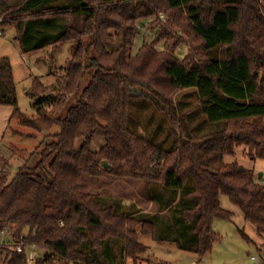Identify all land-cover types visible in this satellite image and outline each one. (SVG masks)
Segmentation results:
<instances>
[{
    "label": "trees",
    "instance_id": "1",
    "mask_svg": "<svg viewBox=\"0 0 264 264\" xmlns=\"http://www.w3.org/2000/svg\"><path fill=\"white\" fill-rule=\"evenodd\" d=\"M2 17L0 26L15 28L24 52L68 43L72 57L52 92L39 78L26 91L32 118L21 117L11 59L0 58V105L13 107L27 128H60L35 151L36 165L21 166L11 179L0 172V240L14 231L13 244L0 241V264H32L34 245L46 251L36 264H138L148 251L141 236L166 229V217L175 219L169 241L182 239L204 257L220 239L214 220L233 218L222 196L264 238V184L236 158L264 160V0H0ZM149 19L159 29L137 46ZM181 44L188 47L183 59ZM189 89L212 127L205 134L176 102ZM139 99L169 124L167 146L132 126ZM98 132L105 144L95 151ZM85 175L142 180L160 210L122 211L84 192ZM258 251L264 262V242Z\"/></svg>",
    "mask_w": 264,
    "mask_h": 264
},
{
    "label": "rangeland",
    "instance_id": "2",
    "mask_svg": "<svg viewBox=\"0 0 264 264\" xmlns=\"http://www.w3.org/2000/svg\"><path fill=\"white\" fill-rule=\"evenodd\" d=\"M160 27L166 22V16L160 18ZM6 21L4 17L0 22ZM154 19L142 21L141 34L137 46H141L146 40L151 43L154 38V28L156 25ZM5 34L0 37V58L9 57L14 66V75L19 92V107L22 111L21 117L32 118L37 116V111L33 106V98L24 90H30L35 78H39L44 86V92L50 93L51 86L57 85L58 78L62 77L64 68L67 67L69 59L72 57L70 44L51 45L39 51L26 53L22 49L20 41L16 38L17 32L10 24L4 23ZM154 32V33H153ZM162 42H164L162 40ZM122 43L118 38L110 50L117 48ZM177 56L183 59L188 53V47L181 44L176 49ZM219 51L214 54L217 55ZM89 82V80H87ZM87 82L84 85L88 84ZM176 102L179 110L190 117L191 124L195 126L199 134H205L211 130V126L203 123L202 115L197 109L198 99L193 89L178 92ZM133 123L135 130L154 140L157 143H163L167 146L174 135L169 134V124L163 115L155 110L147 101L139 99L132 105ZM21 117H13L7 121L6 137L4 144L0 145V172L8 174L9 178L15 176L20 167L27 164L36 165L39 160L35 156V151L45 141L60 132L58 126H54L48 131L38 132L34 129L27 128L21 124ZM105 144L104 136L101 132L96 134L93 140V149L99 150ZM81 145V141L77 146ZM237 160L244 165L253 166L257 173L263 174L262 183L264 184V160L258 159L254 162L242 155L237 154ZM82 190L86 193L100 195L107 204L115 202L120 205V210L132 213H149L157 214L159 205L151 200L148 195L147 186L142 180L121 179L114 176L92 177L85 175L83 177ZM222 207L233 212L232 220L216 218L213 223V229L220 236L219 241L214 245L213 250L204 257L198 256L193 251L184 247V240H171L172 223L174 218L166 217L168 220L166 226L161 224V228L156 236L142 235L140 241L148 247V251L141 256L138 264H256L252 257H259L258 249L264 242V238L258 234L255 226L246 221L242 211L233 204L227 196L221 197ZM106 204V205H107ZM14 231H6L1 234V242L6 245L13 244ZM245 233L249 239L244 237ZM163 237V242L158 238ZM35 246V245H34ZM115 255L122 258L119 245L114 248ZM45 250L37 246L32 247L30 252V262H36L44 258ZM118 261H120L118 263ZM117 264H135L132 259H118Z\"/></svg>",
    "mask_w": 264,
    "mask_h": 264
},
{
    "label": "crops",
    "instance_id": "3",
    "mask_svg": "<svg viewBox=\"0 0 264 264\" xmlns=\"http://www.w3.org/2000/svg\"><path fill=\"white\" fill-rule=\"evenodd\" d=\"M27 91V89H24ZM14 108L0 105V145L4 144L6 137L7 121L13 118Z\"/></svg>",
    "mask_w": 264,
    "mask_h": 264
},
{
    "label": "built area",
    "instance_id": "4",
    "mask_svg": "<svg viewBox=\"0 0 264 264\" xmlns=\"http://www.w3.org/2000/svg\"><path fill=\"white\" fill-rule=\"evenodd\" d=\"M4 34H5V30H4V28L2 26H0V37L4 36ZM5 233H6V231L3 232V234H5ZM33 247H36V246H33ZM19 251H22V247L21 246L19 247ZM252 259H253V261L256 262V264H264V262L261 261L260 259H258V257L253 256ZM31 261L37 262V260L35 261V259H33V258L31 259Z\"/></svg>",
    "mask_w": 264,
    "mask_h": 264
},
{
    "label": "water",
    "instance_id": "5",
    "mask_svg": "<svg viewBox=\"0 0 264 264\" xmlns=\"http://www.w3.org/2000/svg\"><path fill=\"white\" fill-rule=\"evenodd\" d=\"M104 165H105V167H107V168L109 167V164H108L107 162H106ZM259 177L262 178V177H263V174H260Z\"/></svg>",
    "mask_w": 264,
    "mask_h": 264
}]
</instances>
